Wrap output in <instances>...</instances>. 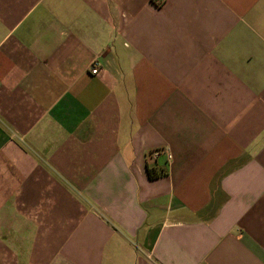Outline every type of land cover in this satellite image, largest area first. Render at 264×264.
I'll use <instances>...</instances> for the list:
<instances>
[{"label": "crops", "instance_id": "obj_1", "mask_svg": "<svg viewBox=\"0 0 264 264\" xmlns=\"http://www.w3.org/2000/svg\"><path fill=\"white\" fill-rule=\"evenodd\" d=\"M0 264H264V0H0Z\"/></svg>", "mask_w": 264, "mask_h": 264}, {"label": "built area", "instance_id": "obj_2", "mask_svg": "<svg viewBox=\"0 0 264 264\" xmlns=\"http://www.w3.org/2000/svg\"><path fill=\"white\" fill-rule=\"evenodd\" d=\"M90 72L92 74H97L99 72V69H98V66L96 65V63H91ZM168 157H170V155H168Z\"/></svg>", "mask_w": 264, "mask_h": 264}]
</instances>
